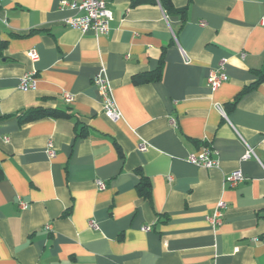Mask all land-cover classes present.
<instances>
[{"label": "crops", "instance_id": "obj_1", "mask_svg": "<svg viewBox=\"0 0 264 264\" xmlns=\"http://www.w3.org/2000/svg\"><path fill=\"white\" fill-rule=\"evenodd\" d=\"M61 1L0 0V264H264V80L252 87L264 0H170L183 18L157 0H107L113 19L99 36L65 27L78 14ZM161 60L158 82L132 84ZM222 62L228 80L211 91ZM102 68L116 123L92 83ZM28 73L35 88L22 91ZM29 108L72 118L20 122ZM244 144L256 159H242ZM207 147L216 167L187 163ZM235 171L244 180L232 186Z\"/></svg>", "mask_w": 264, "mask_h": 264}, {"label": "built area", "instance_id": "obj_2", "mask_svg": "<svg viewBox=\"0 0 264 264\" xmlns=\"http://www.w3.org/2000/svg\"><path fill=\"white\" fill-rule=\"evenodd\" d=\"M61 10H70L76 12L78 15L69 17L63 20V25L72 30H76L81 34L91 33L95 36L105 35L108 33L110 28V23L112 22V12L108 7L107 0H74L66 1L62 0L59 4ZM28 57L32 61H36L37 54L34 51L27 53ZM224 63L219 66L218 69L211 71L206 79V84L211 91L217 90L223 83L228 80L227 75L224 72ZM92 83L96 88L100 99L101 108L104 117L112 123H116L122 119L121 112L119 111L116 102L113 97L112 88L110 82L105 75V70L102 68L94 76ZM34 73L25 74L20 80L19 89L22 91H28L35 88ZM66 102H69L71 97L65 95ZM216 109L225 118L224 111L221 107L216 106ZM235 131V130H234ZM245 145V152L242 156L243 160H249L255 158L253 150L247 145ZM146 149V144H141L138 147L140 152ZM47 155L51 158L54 156V151L51 144L48 146ZM187 163L205 169H211L217 166V160L215 159V152L210 148H204L201 153L197 155H188L186 159ZM171 181V178H168ZM244 178L240 171H235L229 174L225 181L230 185H235ZM96 187L99 191L105 189L104 183L97 181ZM19 207L24 209L26 204L23 202L19 203ZM225 203L218 202L210 216L207 217V221L212 228H216L221 224L223 218V210L225 209ZM90 228L96 230L98 228L94 221L89 222ZM143 231L148 232L150 227H143Z\"/></svg>", "mask_w": 264, "mask_h": 264}, {"label": "trees", "instance_id": "obj_3", "mask_svg": "<svg viewBox=\"0 0 264 264\" xmlns=\"http://www.w3.org/2000/svg\"><path fill=\"white\" fill-rule=\"evenodd\" d=\"M152 1L153 0H132L131 5L132 7H134V6L144 4V3H150ZM157 1L161 5L162 9L167 14H177L180 16V18H183L184 10L175 9L172 6V3L170 0H157ZM162 67H163V61L161 60L158 64V67L154 71L133 76L131 79L132 84L138 85V84H144V83L158 82L162 76ZM256 75L258 76V80L255 82V84L252 85V87L260 84L264 80L263 71L256 72ZM252 87L245 88L242 91V93L247 92ZM17 118L22 123H30V122H34V121L44 119V118L71 120L72 116L67 110L29 108V109L21 111L18 114ZM83 135L84 134L82 132L80 136H83ZM1 179H2V173L0 170V180ZM150 188H151L150 183L145 178H142L140 185L138 186V194L145 199H149L150 198Z\"/></svg>", "mask_w": 264, "mask_h": 264}]
</instances>
